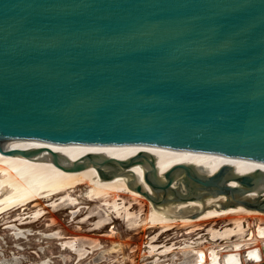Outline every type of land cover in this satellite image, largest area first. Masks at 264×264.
<instances>
[{
  "label": "water",
  "instance_id": "1",
  "mask_svg": "<svg viewBox=\"0 0 264 264\" xmlns=\"http://www.w3.org/2000/svg\"><path fill=\"white\" fill-rule=\"evenodd\" d=\"M130 143L264 160V0H0L1 148L102 179L141 165L151 193L134 189L155 203L224 195L264 212V191L247 197L264 170L161 175L146 152L94 153Z\"/></svg>",
  "mask_w": 264,
  "mask_h": 264
},
{
  "label": "bare ground",
  "instance_id": "2",
  "mask_svg": "<svg viewBox=\"0 0 264 264\" xmlns=\"http://www.w3.org/2000/svg\"><path fill=\"white\" fill-rule=\"evenodd\" d=\"M10 147L27 150L14 145ZM138 152L152 154L161 175L179 163L199 166L208 174L224 164L232 165L241 174L264 170V160L154 144H103L94 153L127 159ZM39 154L38 158H28L0 147V220L10 212L29 209L34 202L39 206L32 209L30 215L22 217L15 214L11 221H18L20 225L30 224L47 212L83 205L80 222L97 219L92 229H100L114 220H120L128 230L141 228L144 233L150 231L145 244L150 259L143 264H248L262 259L264 218L257 217L264 216L262 211L239 203L231 204L232 201L224 195L187 201L167 199L155 203L134 189L140 183L151 193V188L144 181L145 169L141 165H133L132 172L117 173L113 178L102 179L92 165L80 170H64L48 156ZM61 160L65 164L72 162ZM229 184L237 185L233 180ZM261 191H264V179L254 186L247 197L251 199ZM223 217L228 218L223 225H207L206 231L197 233L193 239L183 237L179 239V244L178 240L159 242L163 234L177 225L186 228L183 231L190 234L201 228L200 223ZM204 235H207V239L203 238ZM120 249V245L111 248ZM78 251L84 256L87 249L80 246L76 248Z\"/></svg>",
  "mask_w": 264,
  "mask_h": 264
},
{
  "label": "rangeland",
  "instance_id": "3",
  "mask_svg": "<svg viewBox=\"0 0 264 264\" xmlns=\"http://www.w3.org/2000/svg\"><path fill=\"white\" fill-rule=\"evenodd\" d=\"M38 206L34 202L23 212H10L1 218L0 264H143L150 259L145 247L150 231L144 233L141 228L128 230L120 220L92 229L97 219L80 222L83 205L47 212L30 224L20 225L18 221H11L15 214L25 217ZM227 219L223 217L202 222L199 224L201 228L190 234L185 233L186 228L177 225L163 234L159 242L178 240L176 243L179 244L183 237L193 239L197 233H204L207 225L215 223V227H220ZM169 237L172 238L168 240ZM206 237L203 236L204 239ZM117 245H120V250H111ZM80 246L87 249L84 256L76 252Z\"/></svg>",
  "mask_w": 264,
  "mask_h": 264
},
{
  "label": "built area",
  "instance_id": "4",
  "mask_svg": "<svg viewBox=\"0 0 264 264\" xmlns=\"http://www.w3.org/2000/svg\"><path fill=\"white\" fill-rule=\"evenodd\" d=\"M261 248V247H260ZM262 252H261V254H262V259H261V261L260 262H262L263 260H264V251L263 250H261ZM260 262H253V263H248V264H257V263H260Z\"/></svg>",
  "mask_w": 264,
  "mask_h": 264
}]
</instances>
